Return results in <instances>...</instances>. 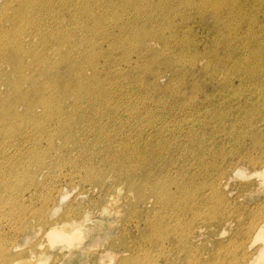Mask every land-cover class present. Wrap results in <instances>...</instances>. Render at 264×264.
Returning a JSON list of instances; mask_svg holds the SVG:
<instances>
[{
	"label": "bare ground",
	"instance_id": "6f19581e",
	"mask_svg": "<svg viewBox=\"0 0 264 264\" xmlns=\"http://www.w3.org/2000/svg\"><path fill=\"white\" fill-rule=\"evenodd\" d=\"M147 1L142 0L143 3ZM104 3L105 5L102 0L99 3L95 0H5L0 8V215L20 224L17 220L24 219L21 213L25 202L22 201L25 199L24 193L30 190L31 184L40 186L31 183V178L45 175V168L49 174L55 169L72 166L74 161L71 148L74 147L78 161H85L83 165L78 162V165L84 167L87 180L98 179L100 182L97 184L105 187L111 177L115 178L122 184L127 183L128 190L134 192L139 201H143L149 192L161 204L169 218L177 216L171 227L175 229L164 236L149 232L142 238V241L152 239L156 254H160L164 247V239L177 238L178 246L185 248L184 241L190 236L194 220L195 204L188 189L190 186L172 173L170 175L175 178H171L167 173L170 171L169 166L178 167L180 175L183 172L191 173L193 179L183 178L194 185L196 179H201V172L227 175L228 170L234 168L247 174L245 166L253 164L252 172L261 178L260 184L264 185V129L259 125L264 123V90L261 91L264 87V47L254 45L235 48L230 58L223 62L224 65H230L226 67L227 70L224 69L227 78L232 75L230 82L238 79L241 82L238 90L243 89L242 93H248V100L261 98L262 103L254 112L246 111L241 119H224L223 122L231 126V136L234 138L232 149L226 147L227 151L216 149L212 153L202 146L182 149L177 140L164 139L160 134L144 142L141 138L131 137L129 132H123L122 126L117 123L118 115H128L125 107L131 102L122 101L123 104H120L117 101V96L120 93L123 95L125 80L120 78L121 81L118 82L119 79L114 80L115 77L111 74L114 52L123 49L122 53L128 55L138 50L134 52L142 54L144 47L141 43L147 45L152 39L150 34H158L164 43H174V46L182 41L175 34L167 35L170 30H162L166 17L158 23L145 20L142 21L145 23L137 24L138 22L133 21L127 24L124 21L127 20V14L120 17L116 7L110 5L109 1ZM237 3L238 0H235L233 5L236 6ZM137 8L139 19H146V12L156 11L148 8L147 11L141 6ZM218 8H222V3H218ZM233 13L232 10L231 19ZM132 14L134 18L137 17L134 10ZM142 14L144 16H140ZM53 20H56L59 27L56 23L51 24ZM116 20L128 26L112 25L118 22ZM141 24L161 28L139 31ZM174 26L177 27L178 24ZM116 27L121 29L119 34L114 32ZM174 31L175 29L172 30ZM104 43L109 47H103ZM239 50L248 52L239 56ZM143 57L138 73L144 77V74L156 71V67H151V64H157L158 61ZM170 60H179L181 63L180 59L173 56ZM102 61L106 63L105 69L101 67ZM171 69H174L173 73L177 77L167 89L177 90L176 87L181 86H177L176 82L180 84L187 71H182L175 65ZM191 72L189 73L193 74L194 71ZM151 83L155 82L152 80ZM230 86L231 83L228 87ZM198 88L196 86L194 91ZM221 94L222 92L219 96ZM129 118L130 122H135L134 117ZM164 123L165 120H162L159 124ZM217 133L221 132L217 130ZM85 134L92 136L88 138ZM214 135L215 132L211 131V136ZM246 138L252 140L253 144L240 150L243 139ZM115 139L120 143L113 146ZM207 151L209 152L206 153ZM176 153L178 160L175 159ZM94 154H97V158L93 157ZM232 154L239 156L234 164L228 158ZM254 154L258 159H254ZM97 160L101 161L96 162ZM191 161L198 163L197 169ZM229 165L231 166L228 167ZM198 168L200 170L196 172ZM174 186L181 187L182 196L172 193ZM113 189L114 196L107 199L105 208L115 207L122 197L123 188L116 186ZM30 192L32 194L33 190ZM218 193L215 192L209 199L213 203L209 208V219L213 223L225 217L223 198ZM186 208H190L192 217L183 222L177 212ZM118 212L120 213V209ZM76 213L68 211L66 218L53 219L55 213L49 212L46 216L47 211L42 207L37 211L36 221L43 224L42 232L51 240L70 238V233L76 234L83 222V213ZM216 213L222 215L215 217ZM59 224H62L61 229L57 227ZM154 225L157 227L159 222L155 221ZM17 230L25 235L38 231L33 222L24 223L22 230L17 225ZM241 235L244 236V231ZM47 236L45 237L49 240ZM163 237L165 238L161 242ZM252 239L255 241L252 240L250 246L254 249L249 254L258 253L256 260L264 264L263 232H256ZM243 251L241 245L237 246L229 264H242ZM16 253L17 250L9 247L8 250L5 249L3 239H0V264L8 262ZM161 256L165 257V262H173L171 253L166 252ZM121 257L124 258L123 255ZM128 258L130 256L122 261L129 260ZM131 259L138 257L134 255ZM11 264H15V259ZM26 264L44 263L41 259L33 262L27 260ZM132 264H139V261Z\"/></svg>",
	"mask_w": 264,
	"mask_h": 264
},
{
	"label": "rangeland",
	"instance_id": "374dc122",
	"mask_svg": "<svg viewBox=\"0 0 264 264\" xmlns=\"http://www.w3.org/2000/svg\"><path fill=\"white\" fill-rule=\"evenodd\" d=\"M95 1L99 3L101 0ZM104 1H109L110 5L116 7L118 16L124 17L123 15L127 14V20H124L127 24L133 21L140 24L145 20L158 23L166 17L162 30H170L167 35L175 34L182 41L174 46V43H164L158 34H150L152 39L147 45L141 43L144 47L142 54L158 62L151 64V67H156V71L148 72L144 77L138 73L144 60L140 52H134L138 50L128 55L122 53L123 49L114 52L111 74L114 75V80L119 79L118 82L125 80L123 95L120 93L117 101L120 104H123L122 101L131 102L125 107L128 115H118L117 123L122 126L123 132H129L131 137L141 138L144 142L160 134L164 139L177 140L182 149L202 146L211 153L216 149L227 151L226 147L232 149L234 138L231 136V126L225 124L224 119H241L246 111L254 112L262 103L261 98L248 100V93H242L243 89L238 90L241 84L238 79L230 82L232 75L227 78L224 71L230 65H224L223 62L230 58L235 48L254 45L264 47V0H238L236 6L233 5L235 0H148L145 3L142 0H102L105 5ZM4 2L5 0H0V8ZM218 3H222L220 10ZM137 6L147 11H156L146 12L148 17L139 19ZM104 10L106 11L105 6ZM133 10L136 18L132 14ZM232 10L234 13L231 19ZM65 13L69 14L67 10ZM116 21L118 22L112 25L128 26L120 24L119 20ZM55 23L57 25L56 20L51 22ZM174 24L178 26L175 27ZM138 28L142 31L159 30L161 27L141 24ZM114 32L119 34L121 29L116 27ZM103 47L108 48L109 45L104 43ZM247 52L248 50H239L238 55L242 56ZM172 56L180 59L181 63L179 60H170ZM105 65V61H102L101 67L105 69ZM172 65L187 71L181 83L176 82L177 86H181L176 87L177 90L167 89L177 77L173 73L174 69H171ZM191 71H194L193 74H190ZM206 76L208 77L204 78ZM152 80L155 83H151ZM230 83L231 86L228 87ZM196 86L199 88L195 92ZM186 90L190 92L185 93ZM263 90L264 87L261 91ZM144 98L146 100H143ZM130 116L134 117L135 122H130ZM162 120H165L164 125L159 124ZM259 125L264 129V123ZM217 130L221 133H217ZM211 131L215 132L217 137L211 136ZM85 136L89 138L92 135ZM213 139L215 140L212 141ZM118 143L120 141L115 139L113 146ZM23 144L26 145L25 142ZM252 144L253 141L249 138L243 139L240 150ZM71 151L74 161L71 165L74 168L68 165L49 174L45 168V175H35L34 179L31 178V183L40 186L31 184L30 190L24 193L25 199L22 201L25 202L21 209L24 219L17 220L20 224L0 215V239H3L4 248L17 250V253L3 264H11L13 259L15 264H26L27 260L33 262L41 259L44 264H132L134 261H139V264H229L234 249L239 245L244 250L243 263L260 264L256 260L258 253L249 254L254 249L250 246L252 235L260 230L264 234V185L260 184L261 178L252 172L253 164L245 166L247 174L234 168H230L227 175L201 172V179H196L194 185L184 179H193L191 173L183 172L180 175L177 172L178 167L169 166L170 171L167 169L169 172H166L171 178L179 176L182 182L190 186L188 189L195 204L194 220L190 236L184 241L185 248L178 246L177 238L164 239L165 236L161 239V242L164 239V247L160 254H156L152 239L142 241V238L149 232L164 236L175 229L171 227L177 216L169 218L161 204L157 203L156 198L149 192L143 201H139L135 193L128 190L127 183L122 184L115 178L111 177L105 187L97 184L100 182L98 179L87 180L84 167L78 165V162L83 165L85 161H78L74 147ZM255 154L254 159H258ZM93 157L97 158V154ZM228 158L233 164L239 160V156L234 154ZM175 159L178 160L177 153ZM99 161L101 160L96 162ZM191 162L197 169L198 163ZM199 170L200 168L196 172ZM112 186L123 188L122 197L115 207L105 208L107 199L114 196ZM217 191L223 198L225 217L213 223L209 219V208L213 206L209 199ZM172 193L179 197L183 195L179 186H174ZM42 207L47 211L46 216L49 212L55 213L53 219L66 218L68 211L83 213L82 225L76 234L70 233V238L51 240L43 234V224L36 221L37 211ZM222 207L220 209H223ZM177 215L183 222L192 217L190 208L178 211ZM221 215L216 213L215 217ZM155 221L159 222L157 227L154 225ZM29 222L36 225V233L25 235L18 232L17 225L22 230V225ZM62 224L57 227L61 229ZM242 231L244 236L241 235ZM166 252L172 254V263L165 262V257L161 256ZM121 255L130 258L122 261L124 258ZM134 255L138 259H131Z\"/></svg>",
	"mask_w": 264,
	"mask_h": 264
}]
</instances>
